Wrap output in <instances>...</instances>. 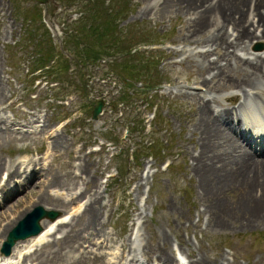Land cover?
Returning a JSON list of instances; mask_svg holds the SVG:
<instances>
[{"label": "rangeland", "instance_id": "obj_1", "mask_svg": "<svg viewBox=\"0 0 264 264\" xmlns=\"http://www.w3.org/2000/svg\"><path fill=\"white\" fill-rule=\"evenodd\" d=\"M18 4L25 6L37 4L41 8L47 6L50 12L48 16L55 22L58 29V32H55L53 36L55 42L62 37V25L59 17H65L68 21L79 15L74 9L75 6L65 8L64 5H61L60 0H48L46 5L40 4L36 0H0V76L6 94V97L0 101V114L18 124L26 122V119H34V122L25 126L29 130H33V125L38 129L45 124L49 127L48 133H33L34 135L32 134L23 141L7 142L8 140H4L0 145L1 157L6 161L10 159H16L18 163L24 161L23 168L29 159H35L38 160V163H53L60 172L63 167H67L78 173H81L78 165L81 161L84 163L83 159H85L89 167L88 173L84 172L80 177L78 192L85 189L89 181L90 186L98 193L106 206H101L102 219L104 229L111 235L112 240L103 251L105 250L106 260L110 264L131 252V249H125L122 243L124 238L132 237L134 239L136 234H142L141 240L136 241L135 247H132L138 252L145 245L155 244L156 241L160 248L163 247L160 238L166 237L165 246L173 247L172 251L176 256L178 253L187 261L194 258L191 256L192 253L196 255V258L205 259L208 264H216L215 259L222 254L226 256V260L230 264H264V219L255 223H247V219L243 218L244 209L242 208L244 206L241 200L237 199L238 193L234 191L220 196L222 206L230 213L217 216L216 212L204 210L207 202L200 198L198 178L190 169L192 156L198 154L200 147L197 143V132H192V126L199 113L195 93L207 91V88L210 87L201 83V80L208 75V71L201 69L206 61L196 53L206 49V43L200 42L199 37L192 43L183 40L188 26L187 15L184 13L182 15V12L170 15H167V12L158 14L154 12V8L150 10L151 0H131V9L121 22V25L132 22L136 27H146L152 31V37L158 39L157 43L143 44L140 48L163 49V51H159L158 56L162 57L161 70L164 71L168 79L159 86V92L156 95L159 105L157 116L154 119L153 113L156 106L152 108L151 103L149 104V97H146L143 92L138 93L135 97L136 103L127 109L131 116L138 118L142 124L146 123L147 129L150 126L152 128L156 123L154 128L159 129L157 136L159 140L161 139L159 145L163 147L158 155L152 156L149 153H143L136 159L131 154L124 152L128 140L119 137L120 133L125 134L124 119H116L121 115V112L117 113L113 110L110 102L122 86V82L108 74L105 76L107 82L104 85L103 80L98 79V75L89 76L94 68L104 66V69H107L103 60L98 65H91V69L89 67L85 75L88 78L86 95L81 96L82 91L75 90L68 96L69 101L66 106L52 102L51 99H44L54 91L49 87L55 83L47 84L43 76H38L36 80L31 79V74L26 73L29 60L21 44L24 28L22 17L16 12L15 6ZM251 41L249 43L251 51L264 52V37L260 39L251 37ZM26 43L29 44L28 50H31L32 45L29 42ZM257 43H261L262 49L259 50L255 47ZM189 55L190 58L187 57ZM210 57L211 59L218 57L214 49L211 51ZM219 61L226 63L222 57H219ZM9 62L16 65L11 66ZM233 67L231 73L235 77H241L243 75L241 68L235 64ZM93 78L94 80H92ZM73 79L78 80L79 78L73 74ZM263 81L264 77L261 79L262 84H264ZM223 82L224 80L221 81V83ZM211 84L212 81L209 82L210 86ZM139 85L140 83H137L135 86ZM222 87L216 93V96H220V98L218 97L219 103H223L225 107L227 105L233 107L241 103L242 98L236 94L235 87L231 84ZM194 91L195 93H193ZM210 92L213 93V91ZM233 94H236L235 97L227 98ZM254 96L252 97L253 101H261L263 104L264 88H261V91ZM99 98L105 100L102 113L97 119H85L96 102L95 100ZM71 110H75V112L70 119H60L62 115ZM219 112H221L220 109L215 111L212 117L219 116ZM220 121L223 122L222 125L234 139L237 138L236 140L245 142L239 133L233 128H229L230 124L222 118ZM72 122L83 125V129L73 127ZM32 132L22 131L26 134ZM53 132L64 137L70 148L62 150L60 147H56L53 141L54 134L51 135ZM145 134L148 135L147 131ZM134 140H138V138L135 137ZM245 144L247 145V142ZM121 148L122 150H120ZM140 148L141 150L146 149L145 147ZM174 153H179V155L174 156ZM77 155H81V157L78 158ZM167 156L172 158L173 162L169 168L162 171L160 166L166 165L167 160L163 163L162 161ZM156 167H158L157 170ZM118 169L120 174L117 172ZM5 174L3 170L2 175ZM36 181L34 180V182ZM29 189L17 192L9 199L7 205L14 202L17 197H20L23 202L2 222L0 246L8 233L1 236L5 224L13 222L15 224L19 218L37 204L49 206L46 202H40L37 195L25 197ZM60 191L64 193L66 190ZM70 193L73 195L75 190ZM85 201L86 199L83 197L81 201L70 203V207L66 209L54 208L59 210L60 216L67 214V220L72 221V225L67 227L68 231L79 230L84 221L88 219L89 214L84 212V207L78 213H72L76 212ZM238 205L241 206V209ZM4 207H1L0 210ZM103 208H105L104 214ZM220 221L222 224H217ZM56 227L57 225H55ZM60 236H62L60 233L54 234L50 240ZM30 241L21 242L8 257L2 256L0 253V259L8 258L16 261L18 258L16 251L19 247L28 245ZM99 241L101 242V240ZM90 254L92 255V253Z\"/></svg>", "mask_w": 264, "mask_h": 264}, {"label": "bare ground", "instance_id": "obj_2", "mask_svg": "<svg viewBox=\"0 0 264 264\" xmlns=\"http://www.w3.org/2000/svg\"><path fill=\"white\" fill-rule=\"evenodd\" d=\"M151 4L150 10L154 8V12L158 14L167 12V15H170L182 12V15L183 13L187 15L188 26L183 40L192 43L199 37L200 42L206 43V49L196 53L206 61L201 69L208 71V75L201 80V83L210 88L200 93L193 92L197 95L199 113L192 126V132H197V143L200 147L198 154L192 156L190 166L198 178L200 198L207 202L204 210L216 212L217 216L230 213L222 206L220 196L234 191L238 193L237 199H240L244 206L243 218L247 219V223L264 219V156H258L264 155V103L262 104L261 101L254 103L252 100L254 94L264 88L261 82L264 77V52H253L250 50L251 45L249 46L252 42L251 37H258V39L264 37V0H151ZM213 49L218 54L216 59L210 57ZM187 57L190 58V55ZM219 57L225 59L226 63H221ZM234 64L241 68L243 72L241 77H235L231 73ZM222 80H224L223 83H221ZM227 84L235 87L236 94L241 96L239 105L225 107L223 103H219L220 96H216V93ZM236 94L227 98H233ZM5 97L0 76V101ZM219 109L221 110L219 116L212 117V114ZM220 117L230 124L229 128H234L242 136L247 145H243L236 140L237 138L234 139L222 125ZM32 122L34 119H26V122L18 124L0 114V145L4 140L23 141L33 133H48L49 127L46 124L40 129L33 125L32 133H22L26 128L24 126ZM53 138L56 147L62 150L70 148L67 145L68 141L59 133L54 134ZM83 161L84 163L81 161L78 165L81 173L67 167H63L60 172L53 163H38L35 159H29L23 168L24 161L21 163H18L16 159L6 161L0 153V206H5L0 210V226L5 217L18 209L23 202L20 197H17L14 202L7 205L9 199L15 193L28 188L30 189L25 197L37 195L40 202L49 204L45 206L46 208L66 209L70 207V203L81 201L84 197L86 199L83 204L84 212L89 214L83 226L75 231H68L67 227L72 225V221L67 220L66 214L58 215L53 220L41 219L42 231L37 236L23 240L31 241L16 251L17 260L2 258L0 264H110L106 260L105 250L103 251L112 240L111 235L104 229L102 219L101 206H106L98 193L90 186L89 181L85 189L78 192L80 177L84 172L88 173L89 168L85 159ZM3 170L7 175H2ZM34 180L37 181L34 182ZM60 190L66 191L62 193ZM74 190L75 193L72 195L70 191ZM238 207L241 209L240 205ZM104 210L105 208H103V214ZM220 219L222 220V217ZM13 224L14 222L5 224L4 230L1 231L2 237ZM217 224L221 225L222 222ZM55 225H57L56 228ZM57 233L62 236L50 240V237ZM141 235L136 234L134 239L124 238L122 245L125 249H131V252L127 256H121L123 260L120 257L112 264H208L205 259L196 258V255L191 252L194 258L190 261L181 255L176 256L172 251L173 247L165 246L166 237L160 238L163 247L160 248L156 241L155 244L145 245L138 252L132 247H135L136 241L141 240ZM23 241H18L11 252L15 251V247ZM95 246L98 248L95 249ZM215 262L230 264L226 256L222 254L215 259Z\"/></svg>", "mask_w": 264, "mask_h": 264}, {"label": "trees", "instance_id": "obj_3", "mask_svg": "<svg viewBox=\"0 0 264 264\" xmlns=\"http://www.w3.org/2000/svg\"><path fill=\"white\" fill-rule=\"evenodd\" d=\"M60 1L65 8L75 6V11L79 13L75 18H68V21L65 17H59L60 23L63 22L61 44L55 42L51 30L43 21L42 8L39 5L15 6L17 14L23 21L24 33L21 44L29 60L26 73L36 78V71H39L38 74L47 78L48 82H57L51 86L54 91L45 98H51L52 102L59 104L60 101L65 102L66 96L75 90L82 91L81 96L86 95L88 78L85 75L89 67L106 57L107 72L113 71L122 81V87L115 94L111 107L116 112H119L120 107L124 108L118 119H124L128 140L125 152L137 158L143 154V150H147L146 153L160 154L163 147L159 145L161 140L157 136L159 129L154 128L156 123L147 132L150 135H146L145 124L131 116L127 110L133 106L138 93L143 92L146 97L152 98L157 92L149 91L156 89L164 80H168L161 70L162 57L158 56L160 50L138 48L140 44L154 43L158 39L153 38L152 31L146 27H136L132 22L121 25L131 9V0ZM26 42L32 45L31 50H28L29 44ZM9 64L16 65L10 62ZM105 71L98 67L91 70L90 76L98 75L100 79ZM73 74L79 79L74 80ZM137 82H141V85L135 87ZM150 103L153 105V101H149ZM59 105L66 106L64 103ZM74 112L75 110L68 111L60 119L68 118ZM90 115L91 111L87 113L85 119ZM135 137L138 140H134ZM140 147L146 149L141 150Z\"/></svg>", "mask_w": 264, "mask_h": 264}, {"label": "water", "instance_id": "obj_4", "mask_svg": "<svg viewBox=\"0 0 264 264\" xmlns=\"http://www.w3.org/2000/svg\"><path fill=\"white\" fill-rule=\"evenodd\" d=\"M40 4H46L48 0H36ZM46 18V17H45ZM53 27V25H51ZM261 48V46H259ZM103 106V100L98 99L94 104L92 110V118L96 119L99 112ZM59 215L54 209H46L41 204H37L28 211L22 218H20L17 223L12 227V229L7 234L5 240L3 241L1 252L5 255H9L11 248L19 240H25L32 236H36L41 232L43 226L40 224V220L44 217L49 219H54Z\"/></svg>", "mask_w": 264, "mask_h": 264}]
</instances>
